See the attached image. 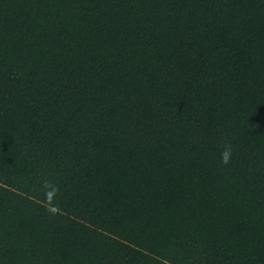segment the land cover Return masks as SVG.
Returning a JSON list of instances; mask_svg holds the SVG:
<instances>
[{"label":"trees","instance_id":"1","mask_svg":"<svg viewBox=\"0 0 264 264\" xmlns=\"http://www.w3.org/2000/svg\"><path fill=\"white\" fill-rule=\"evenodd\" d=\"M0 264H264V0H0Z\"/></svg>","mask_w":264,"mask_h":264},{"label":"clouds","instance_id":"2","mask_svg":"<svg viewBox=\"0 0 264 264\" xmlns=\"http://www.w3.org/2000/svg\"><path fill=\"white\" fill-rule=\"evenodd\" d=\"M231 156V149L227 148L224 152L221 154V160L222 163L228 164Z\"/></svg>","mask_w":264,"mask_h":264}]
</instances>
